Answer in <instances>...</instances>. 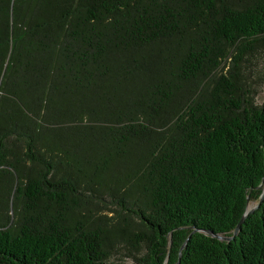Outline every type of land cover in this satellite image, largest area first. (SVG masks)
<instances>
[{"label":"trees","instance_id":"trees-1","mask_svg":"<svg viewBox=\"0 0 264 264\" xmlns=\"http://www.w3.org/2000/svg\"><path fill=\"white\" fill-rule=\"evenodd\" d=\"M263 58L264 0H0V264H264Z\"/></svg>","mask_w":264,"mask_h":264},{"label":"rangeland","instance_id":"rangeland-1","mask_svg":"<svg viewBox=\"0 0 264 264\" xmlns=\"http://www.w3.org/2000/svg\"><path fill=\"white\" fill-rule=\"evenodd\" d=\"M257 73L259 78L254 74H248V80L254 88V99L257 102H262L264 100V58L260 60L257 64ZM254 205V201H249L247 207ZM129 261V259H125Z\"/></svg>","mask_w":264,"mask_h":264},{"label":"water","instance_id":"water-1","mask_svg":"<svg viewBox=\"0 0 264 264\" xmlns=\"http://www.w3.org/2000/svg\"><path fill=\"white\" fill-rule=\"evenodd\" d=\"M263 154H264V147H263ZM260 185L262 186V192H261V196H260V200H261L262 197H263V194H264V178L262 179ZM260 200H259V201H260ZM257 206H258V203H256L255 205H253V206H251V207H246V209H245L243 215L239 218L238 222L236 223V225H235V227H234V229H233L232 235H230V236L216 234V233H213V232H211V231H209V230H207V229H205L204 231H205L206 233H209L211 236H214V237H216V238H218V239L229 240V239H230L233 235H235V234L237 233V231L239 230L240 224L242 223V221H243V219H244V216H245L247 213L251 212V211L253 210V208H255V207H257ZM195 230H197V229H196V228H193L192 231H195Z\"/></svg>","mask_w":264,"mask_h":264}]
</instances>
